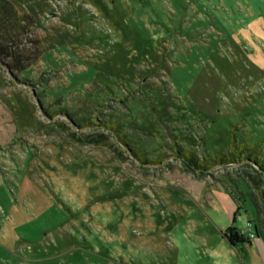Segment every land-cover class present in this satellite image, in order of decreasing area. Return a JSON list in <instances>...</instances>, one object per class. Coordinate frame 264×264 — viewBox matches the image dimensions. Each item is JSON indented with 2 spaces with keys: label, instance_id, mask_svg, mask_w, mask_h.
I'll return each mask as SVG.
<instances>
[{
  "label": "rangeland",
  "instance_id": "rangeland-1",
  "mask_svg": "<svg viewBox=\"0 0 264 264\" xmlns=\"http://www.w3.org/2000/svg\"><path fill=\"white\" fill-rule=\"evenodd\" d=\"M0 41L21 57L0 54V215L6 187L38 233L21 242L64 236L67 264H217L235 257L221 230H264L252 168L180 154L264 142V0H0Z\"/></svg>",
  "mask_w": 264,
  "mask_h": 264
},
{
  "label": "crops",
  "instance_id": "crops-1",
  "mask_svg": "<svg viewBox=\"0 0 264 264\" xmlns=\"http://www.w3.org/2000/svg\"><path fill=\"white\" fill-rule=\"evenodd\" d=\"M13 177L17 180H21L18 175H14ZM17 185L21 190L23 182L20 181V184ZM3 191L7 196L3 197V199L6 201V207L4 208L2 206L3 209H1L0 215V241L3 242V246L0 245V251H4L6 254L4 260L0 259V264H19V262L15 260L13 256H19L20 260L24 261V264H39L42 263V260H53L55 261L53 264H65V261H60L59 259V256L66 253L65 250L60 249V242L62 239H64V236H59L53 232H50L44 237V239L47 241L46 243H44L42 240L43 238L41 237H38V241L33 244H24L21 242V235H28V232L35 233L37 235L38 233L37 231L32 232L33 230H21L22 227L27 226L29 223L23 219V216H21L22 221H20L17 214H21V211L18 212L19 210L14 208V200L8 189L4 187ZM18 201L23 204L22 200L18 199ZM24 201L26 203V210H29V212L31 211L33 217L35 218L36 214L33 213L32 209V207H36L34 200L31 198L30 200L28 199V201ZM30 201L32 202L33 206L27 205L31 203ZM7 206H9V208ZM22 210L25 211L24 209ZM8 214H12L13 218H10ZM4 227H6L7 230H1ZM225 231L226 230H221L222 237L226 239L234 249L233 251L235 253V257H233L232 261L228 259V257L226 259L227 261H223V257L221 255L220 257L222 259H220L219 262H216L217 264H264V230H259L258 226L255 225L254 230L252 229L251 231H254L256 236L251 238L249 241L239 242L236 244H232L227 239V237L224 235ZM51 248H54L55 251L51 254H48ZM11 250H13L15 253L10 252ZM44 252L47 255H41L44 254ZM15 261L17 262L15 263ZM166 264H170L168 259ZM176 264H180V261H178Z\"/></svg>",
  "mask_w": 264,
  "mask_h": 264
},
{
  "label": "trees",
  "instance_id": "trees-1",
  "mask_svg": "<svg viewBox=\"0 0 264 264\" xmlns=\"http://www.w3.org/2000/svg\"><path fill=\"white\" fill-rule=\"evenodd\" d=\"M11 47L14 49L12 51H7L9 46H6L5 43L0 41V54H3L4 57H11L13 59V66L16 68L20 67L21 64V57L15 53V48L13 47L15 44H10ZM13 45V46H12ZM8 66L11 64L9 62L6 63ZM103 127L110 130L114 133L115 137L120 140L124 145H129L128 140L125 136L122 135L121 130H119L115 124L111 123L110 121H102ZM102 126V125H100ZM235 137L232 139L231 144L227 147L228 151L233 150L231 152L228 151H221L217 153L216 158L211 159H203L200 160L196 156L190 153V151L180 152L181 158L183 159L184 164L188 167L189 170L198 172L200 174H209V171L213 169L217 165H227V164H235V163H244V165L249 166L252 168V172L249 173L248 180L249 186L252 188H260L262 195L264 197V142L259 145L260 147L252 148L247 146L245 142L241 143V145L237 146ZM133 153H135L141 161H147L144 159L143 155L137 154L134 149H132ZM252 182V183H251ZM255 185V186H254ZM254 188V189H255ZM252 191L249 192V197L254 200L256 204V200L252 196ZM241 208V207H239ZM238 208V209H239ZM224 235L227 239L232 243L236 244L239 242L249 241L248 235H246L242 230L238 229L235 225H230Z\"/></svg>",
  "mask_w": 264,
  "mask_h": 264
},
{
  "label": "built area",
  "instance_id": "built-area-1",
  "mask_svg": "<svg viewBox=\"0 0 264 264\" xmlns=\"http://www.w3.org/2000/svg\"><path fill=\"white\" fill-rule=\"evenodd\" d=\"M252 228L249 227V229L242 230L245 234H248L249 238H254L256 236V233L254 231H251Z\"/></svg>",
  "mask_w": 264,
  "mask_h": 264
},
{
  "label": "water",
  "instance_id": "water-1",
  "mask_svg": "<svg viewBox=\"0 0 264 264\" xmlns=\"http://www.w3.org/2000/svg\"><path fill=\"white\" fill-rule=\"evenodd\" d=\"M241 163H239L238 165H240Z\"/></svg>",
  "mask_w": 264,
  "mask_h": 264
}]
</instances>
